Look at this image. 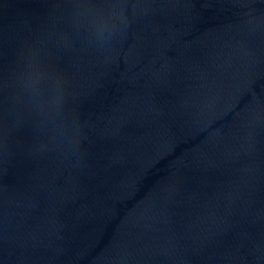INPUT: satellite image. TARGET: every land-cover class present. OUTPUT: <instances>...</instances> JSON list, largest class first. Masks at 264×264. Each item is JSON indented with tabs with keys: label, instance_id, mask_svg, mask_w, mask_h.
Instances as JSON below:
<instances>
[{
	"label": "water",
	"instance_id": "obj_1",
	"mask_svg": "<svg viewBox=\"0 0 264 264\" xmlns=\"http://www.w3.org/2000/svg\"><path fill=\"white\" fill-rule=\"evenodd\" d=\"M0 264H264V0H0Z\"/></svg>",
	"mask_w": 264,
	"mask_h": 264
}]
</instances>
